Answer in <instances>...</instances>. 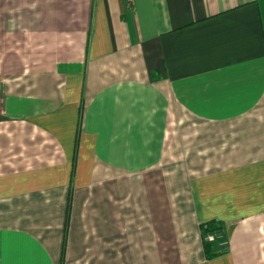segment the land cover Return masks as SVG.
<instances>
[{"label":"crops","instance_id":"obj_1","mask_svg":"<svg viewBox=\"0 0 264 264\" xmlns=\"http://www.w3.org/2000/svg\"><path fill=\"white\" fill-rule=\"evenodd\" d=\"M0 264H264V0H0Z\"/></svg>","mask_w":264,"mask_h":264},{"label":"built area","instance_id":"obj_2","mask_svg":"<svg viewBox=\"0 0 264 264\" xmlns=\"http://www.w3.org/2000/svg\"><path fill=\"white\" fill-rule=\"evenodd\" d=\"M201 230L205 233L203 234V241L206 242H218L221 245H225L227 243L226 239L223 237V234L219 232V230L208 231L206 223H203L201 226Z\"/></svg>","mask_w":264,"mask_h":264},{"label":"trees","instance_id":"obj_3","mask_svg":"<svg viewBox=\"0 0 264 264\" xmlns=\"http://www.w3.org/2000/svg\"><path fill=\"white\" fill-rule=\"evenodd\" d=\"M206 225H207V230H208V231L218 230V228H213L214 226H213L212 223H208V222H206ZM201 226H202V225H201ZM200 228H201V227H200ZM204 232H205V231H204ZM204 232L202 231V237H203V234H205ZM203 248H204V252H205L206 257H212V256L215 255V252L213 253V252L211 251L210 242H206V241H204V246H203Z\"/></svg>","mask_w":264,"mask_h":264}]
</instances>
